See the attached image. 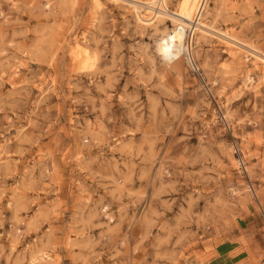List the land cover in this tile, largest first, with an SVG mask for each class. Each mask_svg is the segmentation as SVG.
<instances>
[{
    "label": "rangeland",
    "instance_id": "rangeland-1",
    "mask_svg": "<svg viewBox=\"0 0 264 264\" xmlns=\"http://www.w3.org/2000/svg\"><path fill=\"white\" fill-rule=\"evenodd\" d=\"M141 1L0 0V264H264V0Z\"/></svg>",
    "mask_w": 264,
    "mask_h": 264
},
{
    "label": "bare ground",
    "instance_id": "bare-ground-1",
    "mask_svg": "<svg viewBox=\"0 0 264 264\" xmlns=\"http://www.w3.org/2000/svg\"><path fill=\"white\" fill-rule=\"evenodd\" d=\"M115 4L121 2V0H108ZM141 1L143 7L133 5V9L137 14L138 22L145 26H154L156 23L171 21L175 24V29L172 31H166L158 46L159 53L164 57L169 64H175L187 51L186 39L187 28L191 29L193 33H201L203 30V11L207 3L206 0H189L185 5L186 9L182 6H178L176 10L171 11L168 7V0H153V1ZM93 5L97 9L104 7L102 0H93ZM139 3V2H138ZM131 5V4H130ZM148 17L149 19H146ZM219 39L223 41L227 46H233L231 36L224 32L219 35ZM189 50V49H188ZM71 53L75 64L82 66L85 62L82 56V50L78 45L72 47ZM70 53V54H71ZM264 60V56L262 57ZM71 61V63H73ZM76 70V69H75Z\"/></svg>",
    "mask_w": 264,
    "mask_h": 264
}]
</instances>
